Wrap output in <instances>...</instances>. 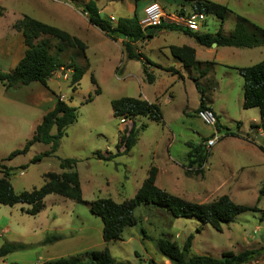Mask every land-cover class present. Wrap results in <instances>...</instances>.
Returning <instances> with one entry per match:
<instances>
[{
	"label": "rangeland",
	"instance_id": "1",
	"mask_svg": "<svg viewBox=\"0 0 264 264\" xmlns=\"http://www.w3.org/2000/svg\"><path fill=\"white\" fill-rule=\"evenodd\" d=\"M92 1L101 11V17H113L118 21L133 15L141 19L146 0L136 1V14L129 12L125 1ZM157 1L169 12H175L179 4L184 3ZM210 1L224 4L232 11L224 21L226 31L233 29L236 16L264 29V0ZM47 6H52L50 0H0V63L8 59L13 64L23 55L21 37L13 29V24L23 16L61 27L45 18L42 9ZM183 6L186 11L193 8L189 2ZM219 26L216 16L208 14L204 24H199L198 34H214ZM79 28V39L87 46L85 58L77 49L62 53L60 61L64 68L48 79L46 89L39 83H32L10 89L6 94L0 84V164L13 170L9 182L14 191L38 189L43 184L42 176L45 173H60V160L75 159L82 193L80 201L50 194L44 198V208L36 216L25 213L28 205L0 204V246L5 242H13L26 247L10 255L11 263L41 264L76 255L84 259V251L102 250V222L91 214L90 204L97 199H110L115 203L133 199L149 169L155 167L159 170L156 187L173 196L191 203L208 204L225 195L235 204L254 211L236 216L230 223L223 225L229 231L225 229L223 232V229L222 233H217L209 226L202 227L195 219H173L165 210L138 206L134 211L138 225L125 228L121 240L108 245L114 261L147 264L153 260L161 264L165 258L157 251L154 241L165 238L182 247L186 238L193 235L188 256L219 257L222 251L239 253L253 250L256 260L252 259L249 263L264 264V196L259 203L256 201L264 181V156L257 147L264 148V131L260 137L259 111L242 108L243 79L235 70L228 68H247L263 61L264 47L235 49L232 52L218 48V52L211 55L212 49H203L179 31L157 34L146 43L136 44L143 57L155 65L173 62L169 46L187 45L198 52L199 61H215L216 66L208 63L184 69L185 78L175 76L177 73L173 69L174 72L169 74L175 76L174 79L156 67L148 66V71L154 70V82L149 84L143 74V63L126 60L121 43L111 41L87 23L80 22ZM47 38L43 36L39 40ZM56 44L55 39L49 38L51 54L55 53ZM4 53H9L10 59ZM71 58L80 67L88 68L75 92L70 83L72 71L67 69ZM159 67L161 70L168 69ZM0 70L8 72L9 68L4 64L0 65ZM91 76L95 78L96 85L92 84ZM196 86L203 91V98L212 100L222 112L225 127L237 131L235 123H241L240 135L244 140L227 137L220 142L226 131H216V126L211 128L198 119L202 95ZM88 95L92 96L90 102H86ZM140 95L141 99L158 105L163 123L140 116L133 120L113 117L110 106L112 100L138 98ZM57 99L74 107L77 115L76 122L65 129L57 151L32 164L30 161L33 157L51 149L50 145L35 143L27 153L8 159L9 154L24 147L34 128L53 109ZM132 122L137 129V143L130 153L110 161L98 160L95 155L97 152L103 155L116 152L119 136L125 128H130ZM142 125L146 126L144 130L141 129ZM248 133L255 137L257 145L248 141ZM214 136L219 140L209 148L212 149V156L207 166H204V175H196L193 171L186 174L187 144L203 145ZM23 166L26 168L21 169ZM248 166L251 168L248 169ZM234 177L238 178L236 182H233ZM232 183L235 186H231ZM254 234L261 247H245L248 242L244 240L243 243L242 238ZM50 235H61L62 240L43 245L42 241Z\"/></svg>",
	"mask_w": 264,
	"mask_h": 264
},
{
	"label": "trees",
	"instance_id": "2",
	"mask_svg": "<svg viewBox=\"0 0 264 264\" xmlns=\"http://www.w3.org/2000/svg\"><path fill=\"white\" fill-rule=\"evenodd\" d=\"M63 1L79 9L86 16L88 23L97 28L111 41L116 42L118 39H121L122 53L126 60L141 61L143 63V74L149 84L154 82V76L148 71V66L160 67L146 60L142 53L137 50L136 44L150 41L163 30L179 31L183 35L192 38L197 45L205 48H211L212 44H216V48L251 49L264 47V29L240 16H236L233 31L229 35H224L221 24L232 14V11L226 6L212 2L183 0L193 3L194 12H202L206 15L213 14L220 22L216 33L197 34L166 25L142 29L139 26V19L136 15L130 18L118 19L115 24H112L108 19L100 16L94 1ZM1 13L2 8L0 7V15ZM13 29L22 35L26 50L11 72L0 71V84L6 92L17 87L29 86L32 83H39L46 89L48 79L56 71L64 68V65L60 61V55L68 49H77L81 56L85 58L86 45L79 39L54 26L42 23L28 16H23L21 20L13 24ZM43 36L48 38L39 40ZM49 38L57 41L54 54L50 53ZM169 53L182 64L185 70L195 68L198 65L195 60V51L190 47L170 46ZM67 69L72 71L70 83L72 91L75 92L88 68L80 67L71 58ZM230 69L235 70L243 79L242 108L245 110L257 109L260 121L258 127L264 129V60L251 67H230ZM164 71L168 73L174 72L172 68L165 69ZM90 80L93 85H96L93 76H91ZM198 91L202 95L199 111L206 109V105L204 103L203 91L199 89ZM91 100L92 96L88 95L86 102H90ZM110 106L114 118L133 120L140 116L163 123L158 105L149 103L140 97L114 99L110 102ZM76 119V109L64 101L57 99L53 109L46 113L40 123L34 128L31 138L26 141L24 147L9 154L8 159H13L18 155L27 153L35 143L50 145L51 149L49 152L33 157L30 163H38L42 159L53 155L59 147L65 129L76 122ZM216 120V131L224 129L226 137L242 139L239 132L241 123L236 122L235 127L237 131H231L219 125L217 116ZM145 127V125H142L141 129L144 130ZM52 130H54V133H52ZM136 143L137 129L134 122H132L130 128H125L119 136L114 154L108 152L103 155L97 152L95 155L98 160L110 161L117 156L129 154ZM187 147L189 151L186 155V174L193 171L194 174L203 176V169L210 157V150L201 143H188ZM259 150L264 153L262 146L259 147ZM76 165L77 160L75 159H62L59 162L60 173H45L42 176L43 184L41 187L32 191L15 192L9 182L13 170L0 164V204L5 206H14L16 204L28 205L29 208L25 210V213L30 216H36L44 208V198L50 194L59 195L72 201H80L82 193ZM25 168L26 166L21 167V169ZM156 175L157 169L151 167L133 199L122 203H115L110 199H97L90 204L89 209L91 214L102 222V240L105 244L102 250L87 251L84 253V259L80 255H76L46 261L41 264H130L129 262L114 261L109 253L107 244L120 241L125 228L138 225L139 222L134 217V211L138 206H153L165 210L173 219H195L202 225H208L219 233L222 231V226L230 223L236 216L247 211H254V209L247 206L235 204L225 195L208 204H196L185 201L157 188L155 185ZM262 196H264V181L261 190H259L258 199ZM141 234L144 235L143 230H141ZM143 238L149 239L145 236ZM193 238V235H189L182 247H179L176 242L165 238L154 241V244L160 255L170 264H248L252 259L256 260L253 250H244L239 253L224 252L219 258L208 255L188 256ZM60 240H62L61 235H50L42 241V244L50 245ZM25 248L23 244L5 242L0 246V259ZM135 257L138 258V254L135 253ZM147 264L156 263L153 260H149Z\"/></svg>",
	"mask_w": 264,
	"mask_h": 264
},
{
	"label": "crops",
	"instance_id": "3",
	"mask_svg": "<svg viewBox=\"0 0 264 264\" xmlns=\"http://www.w3.org/2000/svg\"><path fill=\"white\" fill-rule=\"evenodd\" d=\"M51 1V4H52V6H47V7H45V8H43L42 9V13H43V15L45 16V18H47V19H51V20H53V22H55V25H56V23L57 24H60V25H58V26H61V27H56V28H58V29H60V30H63V31H65V32H67L69 35H71L72 37H75V38H77V39H79V34L81 33V30H80V28H79V25H80V22H83V23H87L88 25H90L89 23H88V21H87V18H86V16L84 15V14H82L81 12H80V10L79 9H76V8H74L72 5H70V4H68V3H66V2H64L63 0H50ZM88 1H92V0H85V2H88ZM109 1H113V0H109ZM120 1H125L126 2V6L128 7V10H129V12H131L132 14H136V10H137V6H136V1L137 0H120ZM152 1H155V2H157L159 5H160V3L157 1V0H146L145 1V3H144V8H145V6L147 5V4H149L150 2H152ZM169 1H183V0H169ZM201 1H207V2H212V3H215V2H213V1H210V0H201ZM84 2V1H83ZM184 3L186 2V1H183ZM184 3H182V4H179V8H184V6H183V4ZM190 3V2H189ZM190 4H193L192 2L190 3ZM216 4H219V3H216ZM220 5H223V6H226V5H224V4H220ZM161 6V5H160ZM162 7V6H161ZM227 7V6H226ZM143 8V9H144ZM163 8V7H162ZM164 9V8H163ZM99 10V9H98ZM164 11L165 12H167V13H173V12H169V11H166L165 9H164ZM100 10H99V14H100ZM101 16V15H100ZM103 18V17H102ZM111 18H113V17H109L108 18V20L110 21V19ZM127 18H130V17H127ZM104 19H107V18H104ZM114 19V18H113ZM79 22V23H78ZM111 22V21H110ZM117 21H116V19H114V21L113 22H111L112 24H115ZM51 26H53V25H51ZM235 26V25H234ZM55 27V26H54ZM234 28V27H233ZM221 29H222V33L224 34V35H229L231 32H232V30L233 29H231V30H225V26H224V22L221 24ZM165 32H167L166 30H163V31H161V32H159L158 34H164ZM18 33V32H17ZM199 33V31L197 32V34ZM19 35H20V42H22V44H23V47H24V52H25V50H26V47L24 46V43H23V38H22V35L20 34V33H18ZM200 34H204V33H200ZM80 41H82L81 39H79ZM121 39H118L116 42L117 43H121ZM194 41V40H193ZM83 42V41H82ZM84 43V42H83ZM146 43V42H145ZM85 44V43H84ZM143 44V43H142ZM86 45V44H85ZM183 46H187V45H183ZM170 47V46H169ZM169 47H168V50H169ZM86 48H87V46H86ZM190 48H192L194 51H195V60H196V62L198 63V65H205V64H208V63H212V65H215L216 66V62L215 61H207V60H204V61H199L198 60V52L193 48V47H190ZM203 49H206V50H210V49H212V51L213 52H210V54L211 55H213V54H216L217 52H218V48H221L223 51H234L235 49H237V48H232V47H218V48H216V47H213V48H205V47H202ZM259 48H263V47H259ZM24 52H23V55H24ZM6 56H8V58L10 59V54L9 53H4ZM23 55H22V57H23ZM22 57H20L16 62H14L13 64H11V62H10V60H8V59H6V60H2L1 61V63H0V65H4V64H6L7 66H8V68H9V71L8 72H11L14 68H15V66L17 65V63L19 62V60L22 58ZM172 57V56H171ZM212 60H214V59H212ZM172 61L173 62H169V64H167V65H159V66H161V67H163V68H172V69H174L175 71H176V73H177V75H175V76H180V77H184L185 78V76H183L184 74V72L183 71H185L184 70V68H183V66H182V64L179 62V61H177L176 59H174L173 57H172ZM214 66V67H215ZM226 67H228V66H226ZM228 68H230V67H228ZM232 68V67H231ZM157 70H160L161 72H163V73H165V74H169L168 72H166V71H164V70H161L160 68H156ZM1 71V70H0ZM2 72H4V71H2ZM149 72L151 73V74H153L154 73V70H152V69H150L149 70ZM170 76H172L173 77V79H174V77L175 76H173V75H171V74H169ZM8 92V91H7ZM7 92L5 91V93L7 94ZM139 97H141V95L139 96ZM149 103H151V102H149ZM204 103H205V105L208 107V109H211L213 112H214V114L217 116V118H218V123H219V125L221 126V127H225L224 125H223V123H222V112H220L218 109H217V107H216V105L214 104V102L212 101V100H209V99H207V98H204ZM162 122H163V120H162ZM254 126H257V125H254ZM227 128V127H226ZM229 129V128H228ZM258 131H259V129H258ZM239 132H240V130H239ZM250 133V132H249ZM247 134V135H250V134ZM261 137V136H260ZM227 137L225 136V134H224V136H223V138H222V140L220 141V142H222L223 140H225ZM232 138V137H231ZM234 139H239V138H234ZM240 140H244V139H240ZM246 140V139H245ZM248 141L250 142V143H252V144H255V145H257V143L255 142V137H253L252 135H250L249 136V139H248ZM257 147H260L259 145H257ZM258 150H259V148H258ZM260 151V150H259ZM212 149L210 150V157L212 156ZM261 152V151H260ZM261 154L264 156V153H262L261 152ZM209 160V159H208ZM207 163H208V161H207ZM207 163H206V165L205 166H207ZM256 165V164H255ZM252 166V165H251ZM251 166H248L247 168L249 169V168H251ZM205 168V167H204ZM157 169V168H156ZM158 170V169H157ZM158 172H159V170H158ZM205 173V172H204ZM158 175H159V173H158ZM204 175V174H203ZM237 177H234V179H233V182H236L237 181ZM231 186H235V185H233V183H232V185ZM223 196V195H222ZM260 200H261V197L258 199V196H257V199H256V201H258V203L260 202ZM148 207V206H147ZM201 226L202 227H206V226H208V225H202L201 224ZM257 229L259 228V227H256ZM204 229V228H203ZM224 229V230H223ZM225 229L226 230H228L229 228H225V226H222V230H223V232L225 231ZM60 230H64L65 231V229H60ZM229 231V230H228ZM124 232V231H123ZM216 232V231H215ZM217 233H219V232H217ZM220 233H222V232H220ZM123 234V233H122ZM263 236H264V233L262 234ZM242 240H243V243H244V240L246 241V242H248L246 245H245V247L247 246V247H253V246H258L259 247V245H258V239L256 238V236H255V234L252 236V237H248L247 236V238H242ZM110 243H108L107 244V246L109 245ZM103 245L105 246V244H104V242H103ZM261 247V246H260ZM259 247V248H260ZM85 252H87V251H84V253ZM224 252H229V251H222L221 252V254L222 253H224ZM13 254V253H12ZM221 254L219 255V257L221 256ZM11 255V254H10ZM10 255H8V256H6L5 258H3V259H0V264H10L11 263V261H10ZM192 256H195V255H192ZM199 256H201V255H199ZM209 256V255H208ZM219 257H214V258H219ZM138 259H139V257H138ZM254 263H256V262H254ZM131 264V263H130ZM157 264V263H156ZM161 264H170L166 259L161 263ZM249 264H253V262H251V263H249Z\"/></svg>",
	"mask_w": 264,
	"mask_h": 264
},
{
	"label": "built area",
	"instance_id": "4",
	"mask_svg": "<svg viewBox=\"0 0 264 264\" xmlns=\"http://www.w3.org/2000/svg\"><path fill=\"white\" fill-rule=\"evenodd\" d=\"M206 14L202 12L186 11L185 8H179L173 13H167L155 1L150 2L143 9V17L139 19V26L144 28L158 27L161 25L173 26L181 30L197 33L199 24H204ZM110 21H114L113 18ZM198 119L206 126L215 127L217 120L216 115L211 109L199 110L197 113ZM264 129H259V135L262 137ZM215 135V134H214ZM219 139L214 136L206 140L203 144L207 149L213 147Z\"/></svg>",
	"mask_w": 264,
	"mask_h": 264
},
{
	"label": "water",
	"instance_id": "5",
	"mask_svg": "<svg viewBox=\"0 0 264 264\" xmlns=\"http://www.w3.org/2000/svg\"><path fill=\"white\" fill-rule=\"evenodd\" d=\"M212 47H216V44H212Z\"/></svg>",
	"mask_w": 264,
	"mask_h": 264
}]
</instances>
